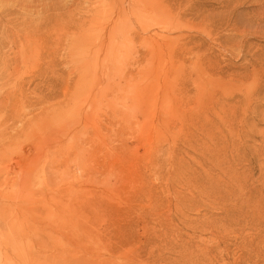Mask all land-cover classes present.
<instances>
[{
  "label": "rangeland",
  "instance_id": "obj_1",
  "mask_svg": "<svg viewBox=\"0 0 264 264\" xmlns=\"http://www.w3.org/2000/svg\"><path fill=\"white\" fill-rule=\"evenodd\" d=\"M33 1L20 3L97 4ZM120 4L133 31L107 52H73L60 30L55 131L64 137L90 102L88 135L28 181L29 165L0 163V264H210L203 252L211 264H264V0ZM119 12L111 5L107 19ZM39 38L11 75L27 92L53 81ZM6 54L16 65V48ZM232 105L241 107L234 125L210 128Z\"/></svg>",
  "mask_w": 264,
  "mask_h": 264
},
{
  "label": "bare ground",
  "instance_id": "obj_2",
  "mask_svg": "<svg viewBox=\"0 0 264 264\" xmlns=\"http://www.w3.org/2000/svg\"><path fill=\"white\" fill-rule=\"evenodd\" d=\"M9 1L0 2V163L4 164V167L10 171H19L23 165H29L27 170L29 175L27 174V178L25 177V180L28 181L33 178V175L36 177L40 165L42 167L45 161H53L66 145H71L78 138L79 133L87 131L88 126H86V123L90 124L87 121L91 117L90 113H92V111L90 112L92 106L89 102L84 107L85 111L82 108L81 117L85 122L80 117L79 119H70L68 127L64 129V137L60 134L59 136L57 133L59 125L62 124L61 117L63 113L62 101L57 99L60 96V81L58 80L57 70L62 48L63 36L60 31L62 27L67 29L65 38L69 41V47L73 52L79 49H99L102 52H107L113 47V40L116 37L127 35L133 30L126 24V19L121 16L120 0H97V4L91 8L86 6L78 8L76 6L66 11L59 10L58 6L45 11L37 10L34 9V6L32 9V5L28 2L20 3L21 0ZM222 1L226 4L225 6H229L232 2V0ZM39 3L42 4V1L40 0ZM52 4L53 2H51ZM113 4L120 12L117 19L109 21L107 11ZM60 5L62 4L60 3ZM209 15L211 14L209 13ZM218 23L220 22L215 21L214 25ZM214 27L219 31L221 24ZM232 29L241 31L237 24H234ZM33 34L40 36L38 58H42L43 61L49 59L53 65L54 75L52 83L47 85L44 77L43 83L36 84L32 92H27L29 87L25 89L24 85L15 83L16 81H13L11 75L15 70H19V67L27 65L28 42L29 37ZM49 40L50 44H48ZM10 48H16V56L13 58L16 60V65L12 67H9L12 57L6 54V51ZM92 79L95 80L93 77ZM44 87L46 88L44 89ZM49 99H55V102L51 104V102H48ZM66 105L70 107L71 101H67ZM240 108V106L232 105L221 110V115H218L220 119L218 126H215L217 123L215 125L212 123L209 127L219 128L222 122H228V127L233 126L234 121L239 116ZM201 119H206V117H201ZM199 123L202 127L208 126L204 120H200ZM82 126L86 129L82 130ZM56 129H58L57 132ZM202 256L204 257L203 260L207 258L211 264V256H207L205 252L202 253Z\"/></svg>",
  "mask_w": 264,
  "mask_h": 264
}]
</instances>
